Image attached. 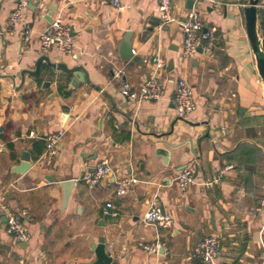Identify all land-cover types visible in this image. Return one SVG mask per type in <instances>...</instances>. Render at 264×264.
Instances as JSON below:
<instances>
[{
  "label": "crops",
  "instance_id": "obj_1",
  "mask_svg": "<svg viewBox=\"0 0 264 264\" xmlns=\"http://www.w3.org/2000/svg\"><path fill=\"white\" fill-rule=\"evenodd\" d=\"M216 1L196 6L212 32L211 49L184 59L179 22L190 11L185 0H172L178 22L160 27L159 21L149 40L146 27L159 19V0H120L119 8L112 0H41L13 28L7 24L18 1L0 0V197L31 233L26 246L15 243L0 210V264H94L91 248L100 237L118 264H204L192 257L193 246L213 235L223 252L207 264H264V213H257L264 197V81L245 25L249 0ZM54 6L53 22L61 18L73 30L72 54L40 48ZM258 7L264 40V0ZM25 27L32 31L29 41ZM129 31L141 64L119 59ZM158 54L166 64L159 75L163 96L126 101L123 83L146 82ZM42 55L69 68L84 66L90 83L73 87L71 76L45 63L37 78L26 75L22 82V70L34 71ZM184 78L196 102L185 121L172 101ZM58 131L64 135L51 158L45 140ZM26 150L32 168L14 174ZM103 158L113 173L90 189L80 179ZM191 165L195 179L183 194L176 179ZM222 171L221 183L206 185ZM132 175L138 183L118 196L117 181ZM59 179L76 182L66 208ZM154 201L173 217L170 229L145 223ZM107 202L118 216L104 215ZM157 242L164 253L139 247Z\"/></svg>",
  "mask_w": 264,
  "mask_h": 264
},
{
  "label": "built area",
  "instance_id": "obj_2",
  "mask_svg": "<svg viewBox=\"0 0 264 264\" xmlns=\"http://www.w3.org/2000/svg\"><path fill=\"white\" fill-rule=\"evenodd\" d=\"M17 8L13 12V15L8 21V27L13 28L19 21L23 19V11L30 5H35L41 0H17ZM213 6H217L216 0H205ZM200 0H194L193 9L190 10L183 20L179 22V26L185 35L183 58L190 59L199 54V50L207 52L211 49L210 45H206L212 39V32L207 30L200 20V16L197 12L196 6ZM112 4L116 7H120V0H112ZM159 21L160 27L178 22L174 16V9L172 0H159ZM30 29L25 27V40H30ZM40 48L43 51H49L52 47L57 46L63 52L72 54L74 50V44L72 41L71 30L64 25L61 18H57L53 23L49 24L41 33ZM155 64V70L150 75L149 79L138 87L132 86L130 83H123L121 88V95L128 102L144 103L148 101L159 100L165 90V85L160 80V73L166 70V64L162 57L158 54L153 59ZM124 73V72H123ZM194 89L190 82L185 78L178 79L175 93L172 98L173 105L176 111V116L180 120H184L191 114L196 107V102L193 99ZM64 135L63 131L51 134L46 138V154L48 157L54 158L57 152V147L61 142ZM228 168V167H227ZM195 166H187L186 169L181 171L176 179V184L179 192L185 194L187 189L194 182L195 179ZM224 171L220 172L214 180L206 182L207 186L221 183ZM113 173L110 160L103 158L97 162L93 172H88L80 179L90 189H95L102 184V182L110 177ZM138 178L135 175L120 178L115 187V193L120 197L129 195L132 187L138 183ZM0 210L6 215V227L5 231L11 237V239L17 244L27 243L30 240L31 233L22 220V215L15 213L9 209L5 204L3 205L0 197ZM103 213L106 217L114 218L118 216V212L115 211V205L113 202H107L103 207ZM257 213H264V197L261 199ZM145 223L149 226H155L160 229H170L173 226L174 219L169 214H164L159 207V204L154 201L144 219ZM147 254H158L161 251V244L159 242L152 243V245L139 244ZM192 257L200 260L202 263L207 264L221 256L223 252V246L218 236H207L198 241L193 246Z\"/></svg>",
  "mask_w": 264,
  "mask_h": 264
},
{
  "label": "water",
  "instance_id": "obj_3",
  "mask_svg": "<svg viewBox=\"0 0 264 264\" xmlns=\"http://www.w3.org/2000/svg\"><path fill=\"white\" fill-rule=\"evenodd\" d=\"M260 0H249L246 9H245V25L247 26V33L249 42L253 48V52L255 54L256 62H258V70L259 74L264 81V40L260 39L259 33H258V5ZM186 2V9L192 10L194 0H185ZM39 5V3H35V5H30L28 8H36ZM56 10V6L51 7L50 9V17L47 18L49 23H53V14ZM149 27H146V31L149 33L147 36V39L149 40L152 35L155 33L156 28L159 26V19H156V22H150ZM71 36H74L73 30L71 29ZM132 38H133V32L129 31L125 37L123 38L122 42L119 45V59L122 62H125L126 64L129 63H142V60L140 58H137L135 56L134 47L132 45ZM141 38V37H140ZM199 54H202V50H199ZM45 63L48 67H51L52 69H56L59 71L64 72L65 74L71 76L72 78V85L73 87L78 83H85L89 84V76L88 72L86 71L84 66H74V68H69L63 63H52L50 58L46 55H42L37 59V62L35 63L34 67L35 70H22L21 72V80L24 82L26 75H29L31 77L37 78L38 75H40L41 72V65ZM173 62L171 61L168 64V71L173 69ZM21 164L18 167L13 168L12 172L17 175L25 174L32 168V159H31V150H26L21 154L20 157ZM50 181H55V178L52 177L49 179ZM60 185L64 190V199H63V208H66L69 204V200L71 197V191L73 187L76 185V182L74 180H67L62 181L59 179ZM161 211H163L164 214H166V211H164V208L161 207ZM3 213V212H2ZM3 213L2 215H4ZM5 221H6V215H5ZM22 247L26 246L27 243L21 244ZM91 250L95 253L96 261L94 264H118L111 253L108 252L106 249V243L105 238L100 237L97 244H93ZM160 253H164V250H161Z\"/></svg>",
  "mask_w": 264,
  "mask_h": 264
},
{
  "label": "rangeland",
  "instance_id": "obj_4",
  "mask_svg": "<svg viewBox=\"0 0 264 264\" xmlns=\"http://www.w3.org/2000/svg\"><path fill=\"white\" fill-rule=\"evenodd\" d=\"M263 190H264V188H263Z\"/></svg>",
  "mask_w": 264,
  "mask_h": 264
}]
</instances>
